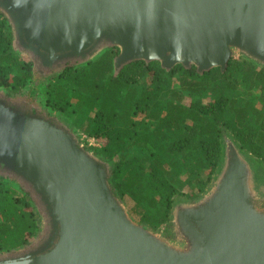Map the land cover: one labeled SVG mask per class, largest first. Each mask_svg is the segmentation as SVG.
I'll use <instances>...</instances> for the list:
<instances>
[{"label": "water", "instance_id": "1", "mask_svg": "<svg viewBox=\"0 0 264 264\" xmlns=\"http://www.w3.org/2000/svg\"><path fill=\"white\" fill-rule=\"evenodd\" d=\"M0 13L21 57L47 67L112 47L116 72L157 61L204 75L235 52L264 66V0H0ZM225 140L211 188L173 207L172 238L130 216L109 167L72 131L0 101V170L33 189L48 231L0 264H264V170Z\"/></svg>", "mask_w": 264, "mask_h": 264}, {"label": "trees", "instance_id": "2", "mask_svg": "<svg viewBox=\"0 0 264 264\" xmlns=\"http://www.w3.org/2000/svg\"><path fill=\"white\" fill-rule=\"evenodd\" d=\"M118 54L112 47L85 65H68L41 83L38 96L109 167L114 196L129 202L130 216L139 224L169 230L176 200L193 203L211 188L223 163L225 137L264 169L263 65L239 55L226 71L215 68L204 75L182 65L166 70L157 61H135L116 72ZM33 67L14 47L11 27L0 13V89H30ZM188 98L194 99L188 103ZM84 135L105 144L89 147ZM26 188L0 170V255L40 236Z\"/></svg>", "mask_w": 264, "mask_h": 264}, {"label": "flooded vegetation", "instance_id": "3", "mask_svg": "<svg viewBox=\"0 0 264 264\" xmlns=\"http://www.w3.org/2000/svg\"><path fill=\"white\" fill-rule=\"evenodd\" d=\"M74 64H76V62H68L67 64H65L66 65L65 67H58V66L47 67L42 64L34 63V67L32 70L34 73V81L32 82L30 88V89L34 88L35 89L34 92H31L30 89L28 90L25 89L21 93H11L6 90L0 89V101H4L7 105L11 107L33 112L35 114H39L45 119H49L52 122L58 124L59 127H63L65 129H69L70 131H72L71 127L64 120L55 116L54 113L51 112V110H49V108L42 101H40L38 96L40 92L38 91H40L41 83L47 82L49 78L63 71L62 70L63 68H66L68 65H74ZM35 79L40 80L39 84H36L37 81ZM181 202H186V201H179L176 203H181ZM42 216L46 217L45 212H43ZM46 227L47 226H45V228ZM47 233H48L47 228L46 230H44V233L40 232V236L35 238L37 240L34 243L30 242V245L27 247V249L29 250L39 245L43 240H45ZM164 234L167 235L168 237L176 238V234L173 230V226L168 230V232Z\"/></svg>", "mask_w": 264, "mask_h": 264}, {"label": "rangeland", "instance_id": "4", "mask_svg": "<svg viewBox=\"0 0 264 264\" xmlns=\"http://www.w3.org/2000/svg\"><path fill=\"white\" fill-rule=\"evenodd\" d=\"M239 55L240 54H238L237 52H235L234 53V56L235 57H239ZM23 59H25V60H27V61H29V59H27L26 57H22ZM37 82H36V84H39V82H40V80L39 79H35ZM194 98H188V103L190 102V100H193ZM42 102H43V100H42ZM45 109H47V108H45ZM52 112V111H51ZM54 113V112H53ZM54 115L55 116H59V114L57 115L56 113H54ZM62 120H64L67 124H69V121L68 120H65V119H62ZM70 126V125H69ZM263 169V168H262ZM27 189V191H29V193H30V196H31V198L34 200L33 201V203H34V205H35V210H36V212L38 213V216H39V218L40 217H42V215H43V212H44V210H43V207H42V204L40 203V201H39V199H38V197L35 195V193H34V191H33V189L32 188H26ZM180 190H182L183 192H186L187 190H188V188H187V186H180ZM179 201H186L185 199H183V198H178L177 200H176V202H179ZM125 203H126V206L128 207V209L130 210V205H129V202L127 203L126 201H125ZM42 210V211H41ZM132 217L136 220V221H138V217L137 216H135L134 214L132 215ZM39 218H38V220H39ZM40 223H41V220H40ZM160 232H163V233H166V232H168V227L166 226V227H163V229L160 231ZM37 239H32L31 240V243H34L35 241H36Z\"/></svg>", "mask_w": 264, "mask_h": 264}, {"label": "built area", "instance_id": "5", "mask_svg": "<svg viewBox=\"0 0 264 264\" xmlns=\"http://www.w3.org/2000/svg\"><path fill=\"white\" fill-rule=\"evenodd\" d=\"M84 140L86 141V143L88 144L89 147H93V148H100L102 147V145H104V141L103 139H96L94 137H88L86 135L83 136Z\"/></svg>", "mask_w": 264, "mask_h": 264}]
</instances>
